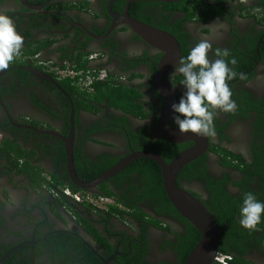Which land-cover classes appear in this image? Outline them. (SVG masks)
I'll use <instances>...</instances> for the list:
<instances>
[{
	"label": "flooded vegetation",
	"instance_id": "obj_1",
	"mask_svg": "<svg viewBox=\"0 0 264 264\" xmlns=\"http://www.w3.org/2000/svg\"><path fill=\"white\" fill-rule=\"evenodd\" d=\"M126 6L131 19L176 40L179 61L201 41L210 45V60L225 49L226 61L235 57L229 67L238 75L226 82L237 108L214 110L215 136L167 132L183 136L176 143L163 138L159 115L170 94L155 84L163 52L118 20ZM257 7L256 0H0V13L23 37L19 55L0 69V264H89L78 258L84 248L100 264H182L187 245L197 243L187 241L188 222L155 197L158 170L139 162L150 159L129 162L87 191L71 183L66 148L83 183L134 152L169 163L201 149L178 172V187L213 219L212 206L232 220L225 225L233 231L223 233L228 229L214 219L223 233L218 255L230 264H264V214L258 230L239 223L243 194H261L264 180V21ZM69 68L82 75L61 78L58 71ZM174 70L166 80L177 103L185 88ZM100 71L105 77L97 80ZM88 74L95 77L90 89L80 84ZM118 92L133 106L120 108ZM161 128L179 131L173 117ZM64 188L96 196L108 191L118 206L116 199L133 209L122 206L119 215L77 204ZM255 196L262 202L264 195Z\"/></svg>",
	"mask_w": 264,
	"mask_h": 264
},
{
	"label": "clouds",
	"instance_id": "obj_2",
	"mask_svg": "<svg viewBox=\"0 0 264 264\" xmlns=\"http://www.w3.org/2000/svg\"><path fill=\"white\" fill-rule=\"evenodd\" d=\"M23 46V37L19 34L13 19L0 13V69L8 68L9 64L19 55ZM210 45L201 41L192 47L185 57L176 64L173 73H178L182 79L180 84L185 91L177 103L171 105L174 113L173 122L179 132L215 136L213 124L214 110L234 112L236 101L231 99L232 91L226 81L237 77L238 73L231 65L237 61L233 57L230 61L227 49L217 50L215 60L208 58ZM241 79L243 73H239ZM264 214V202H261L252 192L243 194L239 206V223L249 230H258Z\"/></svg>",
	"mask_w": 264,
	"mask_h": 264
},
{
	"label": "water",
	"instance_id": "obj_3",
	"mask_svg": "<svg viewBox=\"0 0 264 264\" xmlns=\"http://www.w3.org/2000/svg\"><path fill=\"white\" fill-rule=\"evenodd\" d=\"M151 1L173 2L175 0ZM127 11L128 6H126L124 14L121 15L118 20L127 24L131 30L136 32L139 37L146 39L154 46H159V49L163 52L160 64L158 66V72L155 76V84L157 85L158 83L162 82L163 86L169 91L170 94L166 98L165 106L159 115V125L161 124L162 126V122H167L173 117L174 114L171 110V105L176 103L175 96L173 90L166 80V77L175 69L176 64L179 62V46L171 35L164 33L163 31L155 30L136 20L131 19L125 13ZM113 18L116 21L117 17L113 16ZM161 126V135L169 143H176L178 141L176 135L183 136L182 134H166L167 132L176 133L179 131H165L161 128ZM204 142L205 147L207 143L206 141ZM71 153V149L66 148L68 171L71 183L75 187L87 191H91L92 187H95L107 178L113 176L133 160L147 158L154 161L160 169L162 187L167 200L177 211V213L188 223H190V225L199 234L197 243L189 252L182 264H215L214 260L218 255V240L221 229L216 225L212 215L208 212L206 207L198 199L180 189L176 183L178 172L182 167L199 157L201 155V149L195 148L193 150L183 152L169 163H165L159 156L153 153L134 152L130 155V157L112 167L100 178L94 179L89 183H83L76 178V175L73 171Z\"/></svg>",
	"mask_w": 264,
	"mask_h": 264
},
{
	"label": "trees",
	"instance_id": "obj_4",
	"mask_svg": "<svg viewBox=\"0 0 264 264\" xmlns=\"http://www.w3.org/2000/svg\"><path fill=\"white\" fill-rule=\"evenodd\" d=\"M257 2H258V9H260L261 10V12L259 13L260 15H261V19H260V21H264V0H256ZM85 64H79L78 65V67L77 68H84L85 69ZM71 82H69V81H66V83H65V87H66V84H67V88L68 87H70L69 86V84H70ZM70 88H73V87H70ZM104 88V84H101V83H99L98 84V86L96 87V89H98L99 91H102V89ZM107 91L109 90V89H106ZM104 92H105V89H104ZM109 92V91H108ZM120 95H121V97L120 98H122L123 99V96H124V92H118ZM129 94V93H128ZM113 95H111V99H113ZM126 97V96H125ZM130 96L129 95H127V98H129ZM125 99V98H124ZM124 99H123V103H120L119 104V106H120V108H123V109H129L130 107H132L133 105H131L129 102H124ZM139 162H141V163H144V164H149V165H153L154 167H156L157 168V170H158V175H160V169L157 167V165L153 162V161H151V160H145V159H139ZM260 189V191H261V194H259V192H256L255 193V195H264V180H263V183H262V185H261V187L259 188ZM104 194H105V196H115L113 193H111V192H108V191H104ZM154 194H155V197H157V199L158 200H160L161 202H163L165 205H167L168 207H169V209H171L172 211H174L175 212V210L171 207V205L169 204V202H168V200L166 199V197H165V195H164V191H163V189H162V186H161V179L159 178V185H158V189L157 190H155V192H154ZM261 197V200H262V202H264V197H262V196H260ZM116 201L119 203V204H121V206H123V207H125L126 209H128V208H130V209H133V207L132 206H128L127 204H125V203H121V201L120 200H118V199H116ZM127 205V206H126ZM210 206H212V205H210ZM113 207H115V206H113ZM214 207H216V208H218L216 205H214ZM111 208V210H110V213H117V214H119V215H122V214H124L125 213V211H122V210H120L118 207H115V208H112V207H110ZM213 206L212 207H210V209H211V212H212V214L214 215V219H215V221H216V223H217V225L221 228V229H228V231L226 230L225 232H223V233H229L230 231H233L232 230V226H227V225H225V223H228V222H231L232 223V220L231 219H226L225 218V213H224V209L223 210H221L222 212H223V214H221L220 213V211H219V213L218 214H214V212H213ZM186 221V220H185ZM187 222V221H186ZM185 222V223H186ZM186 225H187V227H188V232L190 233L189 234V236H188V239H187V241H188V243H191V242H195L196 243V241H198V238H199V234H198V232L189 224V223H186ZM237 230H239L238 228H237ZM223 233H220V236L223 234ZM220 243V242H219ZM76 244H78V243H76ZM189 245L190 244H188L187 245V248H186V254L183 256V258L181 259V261H180V263H182L183 261H184V259L186 258V255H187V253L191 250V248L193 247V245H191L190 247H189ZM74 250H76V247H74L73 248ZM84 251H85V254H83L82 255V257H78V258H80V259H83V260H85L86 262H88L89 264H91V263H95V264H100L99 263V261L95 258V257H93L90 253H89V251L88 250H86L85 248H84ZM220 252H222V250H221V248H219V253Z\"/></svg>",
	"mask_w": 264,
	"mask_h": 264
},
{
	"label": "built area",
	"instance_id": "obj_5",
	"mask_svg": "<svg viewBox=\"0 0 264 264\" xmlns=\"http://www.w3.org/2000/svg\"><path fill=\"white\" fill-rule=\"evenodd\" d=\"M58 74L60 75L61 78L71 79V80L78 79L82 75L80 71L70 68L66 70L58 71ZM104 77H105L104 73L100 71L97 74L96 79L100 80ZM94 79H95L94 76L88 74L86 75L84 80L80 81V84L82 87H86L90 89ZM62 193L63 195L72 199L73 202L77 204H85L86 206H90L94 209H107L115 206L118 207L120 210H123L122 206L121 207L118 206L115 200H113L108 196H96L90 193H78L68 188H64ZM229 260H230L229 257L223 255H217V257L215 258V261L218 262L219 264H230Z\"/></svg>",
	"mask_w": 264,
	"mask_h": 264
}]
</instances>
